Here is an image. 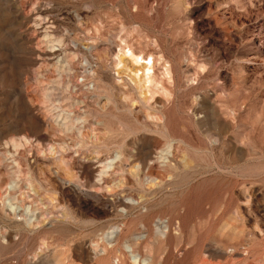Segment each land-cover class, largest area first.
I'll return each instance as SVG.
<instances>
[{
	"label": "rangeland",
	"instance_id": "obj_1",
	"mask_svg": "<svg viewBox=\"0 0 264 264\" xmlns=\"http://www.w3.org/2000/svg\"><path fill=\"white\" fill-rule=\"evenodd\" d=\"M0 264H264V0H0Z\"/></svg>",
	"mask_w": 264,
	"mask_h": 264
},
{
	"label": "bare ground",
	"instance_id": "obj_2",
	"mask_svg": "<svg viewBox=\"0 0 264 264\" xmlns=\"http://www.w3.org/2000/svg\"><path fill=\"white\" fill-rule=\"evenodd\" d=\"M134 56V55H133ZM134 60L137 62V63H140L141 66H143L144 69H146L147 71H153V67H154V59L153 58H150V60L148 58H144L142 56H134ZM138 64V65H140ZM143 69V71H144ZM139 70V69H138ZM142 71V70H141ZM146 72V71H145ZM141 73V72H140ZM144 73V72H143Z\"/></svg>",
	"mask_w": 264,
	"mask_h": 264
}]
</instances>
